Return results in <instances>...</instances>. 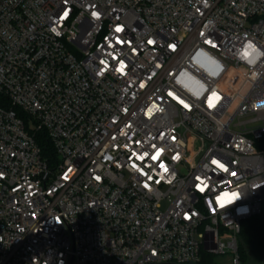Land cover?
Listing matches in <instances>:
<instances>
[{"label":"built area","instance_id":"built-area-1","mask_svg":"<svg viewBox=\"0 0 264 264\" xmlns=\"http://www.w3.org/2000/svg\"><path fill=\"white\" fill-rule=\"evenodd\" d=\"M262 139L264 0H0V264H239Z\"/></svg>","mask_w":264,"mask_h":264},{"label":"trees","instance_id":"trees-1","mask_svg":"<svg viewBox=\"0 0 264 264\" xmlns=\"http://www.w3.org/2000/svg\"><path fill=\"white\" fill-rule=\"evenodd\" d=\"M34 139L41 149V155L52 164L56 157L46 134L43 131H38L34 134ZM237 255L239 264H253L264 260V205L259 214L241 223ZM186 264H213L212 254L201 251L198 262Z\"/></svg>","mask_w":264,"mask_h":264},{"label":"rangeland","instance_id":"rangeland-1","mask_svg":"<svg viewBox=\"0 0 264 264\" xmlns=\"http://www.w3.org/2000/svg\"><path fill=\"white\" fill-rule=\"evenodd\" d=\"M259 122H253L250 123L248 126H254L257 125ZM258 146H262L264 147V139L261 140V142H259ZM230 256H231V252L229 251V249L226 250L225 254H212V261L213 264H230ZM253 264H264V260H261L259 263L255 262Z\"/></svg>","mask_w":264,"mask_h":264},{"label":"water","instance_id":"water-1","mask_svg":"<svg viewBox=\"0 0 264 264\" xmlns=\"http://www.w3.org/2000/svg\"><path fill=\"white\" fill-rule=\"evenodd\" d=\"M70 263H71V259H70L68 264H70ZM160 264H175V263H160Z\"/></svg>","mask_w":264,"mask_h":264},{"label":"snow or ice","instance_id":"snow-or-ice-1","mask_svg":"<svg viewBox=\"0 0 264 264\" xmlns=\"http://www.w3.org/2000/svg\"><path fill=\"white\" fill-rule=\"evenodd\" d=\"M120 29H117V31H119ZM245 55L247 56L248 55V53L246 52L245 53ZM213 163L215 164L216 163V161H213Z\"/></svg>","mask_w":264,"mask_h":264},{"label":"clouds","instance_id":"clouds-1","mask_svg":"<svg viewBox=\"0 0 264 264\" xmlns=\"http://www.w3.org/2000/svg\"><path fill=\"white\" fill-rule=\"evenodd\" d=\"M249 47H251V46H249Z\"/></svg>","mask_w":264,"mask_h":264}]
</instances>
